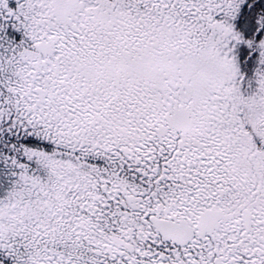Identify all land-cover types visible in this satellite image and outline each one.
<instances>
[{"label":"snow or ice","instance_id":"6c2138e0","mask_svg":"<svg viewBox=\"0 0 264 264\" xmlns=\"http://www.w3.org/2000/svg\"><path fill=\"white\" fill-rule=\"evenodd\" d=\"M0 264H264V0H0Z\"/></svg>","mask_w":264,"mask_h":264}]
</instances>
